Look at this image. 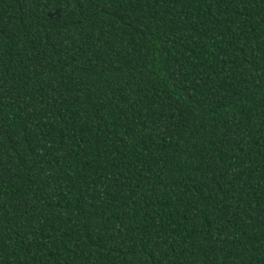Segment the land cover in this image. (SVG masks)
Returning a JSON list of instances; mask_svg holds the SVG:
<instances>
[{"label":"trees","instance_id":"1","mask_svg":"<svg viewBox=\"0 0 264 264\" xmlns=\"http://www.w3.org/2000/svg\"><path fill=\"white\" fill-rule=\"evenodd\" d=\"M0 264H264V0H0Z\"/></svg>","mask_w":264,"mask_h":264}]
</instances>
